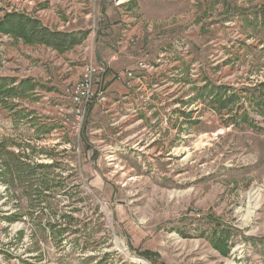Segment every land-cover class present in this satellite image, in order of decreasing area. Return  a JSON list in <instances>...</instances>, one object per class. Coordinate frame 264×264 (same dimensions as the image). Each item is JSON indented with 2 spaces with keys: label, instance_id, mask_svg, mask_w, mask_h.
<instances>
[{
  "label": "rangeland",
  "instance_id": "rangeland-1",
  "mask_svg": "<svg viewBox=\"0 0 264 264\" xmlns=\"http://www.w3.org/2000/svg\"><path fill=\"white\" fill-rule=\"evenodd\" d=\"M10 12L85 36L56 49L0 26V80L19 89L1 93L13 124L0 123V144L21 157L7 153L0 167L56 160L38 170L55 181L42 195L24 173L0 181V264H264V0H0V24ZM131 48V59L111 61ZM109 60L142 70L165 61L180 76L144 91L173 98L142 126L147 138L150 126H170L166 145L118 137L102 85ZM88 63L104 71L78 121L70 96ZM216 89L217 99L202 96ZM31 108L40 116L27 119ZM54 109L56 128L24 122ZM86 166L104 176L92 182Z\"/></svg>",
  "mask_w": 264,
  "mask_h": 264
},
{
  "label": "crops",
  "instance_id": "crops-1",
  "mask_svg": "<svg viewBox=\"0 0 264 264\" xmlns=\"http://www.w3.org/2000/svg\"><path fill=\"white\" fill-rule=\"evenodd\" d=\"M130 35L126 36V40L129 39ZM125 40V41H126ZM159 42H163V41H156L155 43H159ZM149 47H151V44L148 45ZM153 47V45H152ZM125 48V46H124ZM136 48H131V50L129 51H124L122 53L121 52H112L110 54V58L111 61H118V60H128L131 59L133 56V54H135V50ZM139 51V50H137ZM123 55V56H122ZM150 56V54H149ZM140 61H148V60H140ZM138 61V62H140ZM148 65L153 64L152 70H142L139 68L138 63H122V62H115V63H110L109 60V69L107 71V73L105 75L102 76V85L104 90L106 91L107 94V99H108V109L107 112L113 114L114 118L117 120V123H119V128L118 130H120V132L118 133V137H121L122 139H124V141L127 144H133L135 142H145V144H152V143H156V139H158L159 137V143H163V144H167V140L171 138V132L170 130L172 128H170V126H167L165 123L161 124L159 126H154V128H152L150 126V129L152 130H156L157 131V136L152 135L149 136V138H147L146 133H143L142 130H147V128H143L142 126H144L146 124L145 121L150 120V122H156L159 120V118L165 116V114H167V109L169 107V105H171L172 103V97L169 96L168 93H160L158 91L156 92H144L146 91L148 88H150L152 86L153 83L155 84H162L165 83V81H168L169 79H171L172 77H174L173 71L171 73H165L166 69H167V62L163 61V62H159L158 61H152V62H147ZM131 70L134 72L135 74V78L133 80V87L132 88H128L124 83L118 82L115 80V75L117 72H121V71H128ZM176 72V70H175ZM178 72V70H177ZM168 76V77H167ZM176 78H179L178 76H175ZM167 78V79H165ZM175 79H171V80H176ZM157 85V86H158ZM170 85V84H169ZM172 90V89H171ZM171 92V91H170ZM169 92V93H170ZM32 109V108H31ZM37 109V108H36ZM32 109V111L26 110L27 113H30V115L28 116L27 119H31L32 117L40 116L38 109ZM12 110L11 109H7L5 108V106L0 103V113H4L6 118L4 120H0V123H3L5 127L7 126H12L13 124V120H12ZM46 115L43 116L41 120V123H36L34 121H29L27 119H24L25 121H28V126L31 125L33 126L32 128H56L58 123L52 122L51 116L55 115V109L51 112H45ZM106 113V112H105ZM7 115H10V117L7 118ZM156 125V124H154ZM147 126V125H145ZM144 126V127H145ZM99 130L102 129H106V128H98ZM109 130H115L116 128H108ZM138 131V132H136ZM47 133L48 132H45ZM45 135V134H44ZM161 136V137H160ZM115 135L109 134L107 136V139H110L112 141H115L114 138ZM102 138V137H101ZM103 139V138H102ZM152 140L151 143H149V141ZM97 141V140H95ZM117 141V140H116ZM86 143V141H84ZM89 142H92V140H89ZM118 143H120L119 141H117ZM158 143V141H157ZM38 150V147H35ZM0 150L4 153H0V163H2L3 157L7 156L8 154L11 155H15V160L19 161L20 160V156L15 154L12 150H10L9 152H6L7 147L3 148V145L0 144ZM48 157H50L52 164H42L43 167H38V168H33L34 166L37 167V165L40 164H35V165H28L24 162V166L23 164H18V166L16 167V169H13L12 164L10 165H4L3 168L0 167V181H2L3 183H5V186H7V176L10 175L11 176V181H16V176L19 175L18 173V169L19 172H24V169L22 170L23 167L27 166L28 169H35L36 171H34L35 175L34 178L31 180L29 178H26V172H24V182L26 179V183L28 185H30V188L33 189L34 186H38L39 189L43 190V192H45L47 189H44V187H42V183H40V180L43 179V177L47 178V174L45 172L43 173H39L38 170H43L42 168H54V164L56 163L55 159L49 154L47 155ZM2 157V158H1ZM86 157V156H85ZM87 158V157H86ZM86 160V159H85ZM92 162V160H91ZM98 165L96 164V167ZM129 167H127V165H122L121 169H123L125 172L124 174H129L131 173V170L128 169ZM51 169V170H52ZM21 170V171H20ZM84 171L86 172H90L91 171V177H92V182L97 180L100 176H104V174L102 173V170H100L99 168H90V167H85V169L83 168ZM23 174V173H22ZM40 175V176H39ZM14 176V177H13ZM39 176V177H38ZM42 179H41V178ZM14 178V179H13ZM2 179V180H1ZM50 180V179H49ZM52 182V186H53V181L52 179L50 180ZM35 182L36 185L32 186L31 183ZM90 182V183H92ZM51 186V188H52ZM38 187L34 188L36 190H39ZM34 191V190H33ZM12 214V213H11ZM10 212H5L4 213V219L8 222V223H13L12 221V216H11ZM4 252H0V257L2 260V257H5V254H3ZM5 264H7V261L4 260Z\"/></svg>",
  "mask_w": 264,
  "mask_h": 264
},
{
  "label": "trees",
  "instance_id": "trees-1",
  "mask_svg": "<svg viewBox=\"0 0 264 264\" xmlns=\"http://www.w3.org/2000/svg\"><path fill=\"white\" fill-rule=\"evenodd\" d=\"M0 26L7 32H10V33L14 32L20 35L22 34L27 38H31L34 41L44 43L56 49H65V48H70L72 46L78 45L82 42V39H84V36H85L82 33L69 34L67 32L52 31L48 27L42 26V24H40V22L34 18H30L22 14L11 13V12L7 13L4 16ZM27 83L29 82L24 81V84L20 87L24 86V90H33L34 85H29ZM6 85H7L6 80H0V102L1 103H5L4 101H2L1 93L7 91L6 89H4ZM17 91H19L18 88H13L12 90H8L7 92L15 94ZM202 96L204 98L212 97V98L217 99L218 96H222V92H220L219 89L218 90L216 89L208 93H203ZM83 140L86 141V138H84ZM39 166L43 167V165L40 164V165H37V167H33V168H38ZM34 171L36 170L35 169L30 170L28 169L27 166L24 167V172H26V178H29L31 180L34 178V175H35ZM24 172H19V169H18L19 175ZM40 183H42L45 186V188H51L52 186V182L46 177H43V179L40 180ZM36 191H39V190H36ZM42 193H43V190H41L40 195H42ZM57 230L58 231H56V227H52L50 232L54 235L56 234L62 235V230L64 229L60 228ZM219 242L220 240H218V243ZM217 247H219V249H223V247H221L219 244H217ZM151 255H152L151 252H145L146 258L151 257Z\"/></svg>",
  "mask_w": 264,
  "mask_h": 264
},
{
  "label": "built area",
  "instance_id": "built-area-1",
  "mask_svg": "<svg viewBox=\"0 0 264 264\" xmlns=\"http://www.w3.org/2000/svg\"><path fill=\"white\" fill-rule=\"evenodd\" d=\"M103 64H94L88 63L84 66L81 78L79 82L74 86L70 100L74 106H76L77 114L76 118L78 121H81L85 114L84 110L81 107L85 106L89 102L93 101L96 97L95 93V85H96V77L104 71ZM147 67L145 63H139V68L144 69ZM135 78V74L133 71H126L116 75V80L123 82L128 88L133 87V80Z\"/></svg>",
  "mask_w": 264,
  "mask_h": 264
}]
</instances>
